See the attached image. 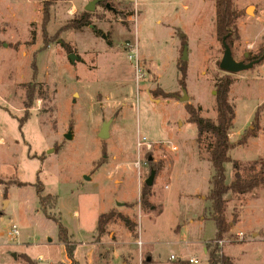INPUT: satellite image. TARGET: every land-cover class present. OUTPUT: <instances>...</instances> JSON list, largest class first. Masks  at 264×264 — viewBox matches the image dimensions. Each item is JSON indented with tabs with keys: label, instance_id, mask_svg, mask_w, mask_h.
<instances>
[{
	"label": "rangeland",
	"instance_id": "rangeland-1",
	"mask_svg": "<svg viewBox=\"0 0 264 264\" xmlns=\"http://www.w3.org/2000/svg\"><path fill=\"white\" fill-rule=\"evenodd\" d=\"M27 1L0 0V264H72L57 223L42 211L37 179L42 194L57 198L50 213L75 244L74 264H188L190 250L206 264L204 242L216 232L207 219L211 139H197L185 105L199 107L203 117L216 115L214 82L228 72L219 67L224 49L215 35V0H97L90 24L59 33L92 0H57L45 31L41 0L35 10ZM232 5L241 11L233 58L257 59L264 0ZM182 38L184 88L178 83ZM229 74L235 112L229 139L254 131L229 151L245 176L264 171V62ZM30 82L35 100L20 127ZM152 170V206L143 208L138 199ZM233 174L225 163L227 184ZM225 198L233 235L220 242L222 252L233 264H264V185ZM111 209L128 216L134 230L115 219L98 234V216ZM11 224L17 237L6 234Z\"/></svg>",
	"mask_w": 264,
	"mask_h": 264
},
{
	"label": "trees",
	"instance_id": "trees-1",
	"mask_svg": "<svg viewBox=\"0 0 264 264\" xmlns=\"http://www.w3.org/2000/svg\"><path fill=\"white\" fill-rule=\"evenodd\" d=\"M57 0H41V25L42 30L45 31L46 24L49 22L51 16V6L55 4ZM91 13L83 11L79 16L69 19L64 25L58 28L57 33L67 29H80L83 26L90 24ZM241 11L235 10L232 5V0H215V20L214 28L216 38L220 41L222 47V41L225 40L226 44L232 51L233 43L239 38L238 28L236 20L240 17ZM49 39H45V46L48 44ZM182 48L185 45V39H181ZM256 58L259 59V64L264 62V44H260ZM33 67V76L36 72L35 64ZM180 77L178 83L184 88L185 78L187 76V66L184 60H180L178 64ZM233 83V79L229 73H225L223 76L217 77L214 82V105L216 115L214 118L203 117L200 115V108L193 104H186L185 110L188 114V122L196 125L197 139L200 140L204 136H208L211 141L207 145L208 159L213 169V174L210 177V190L207 195V199L210 201L209 212L207 219L214 222L216 232L215 236L209 239L206 244L207 260L206 264H233L229 256L222 252L220 242L225 238H231L232 233L229 230L232 226V222L227 221L225 216L227 200L225 195L228 192L236 194H245L251 192L253 189L264 185V171L259 169L256 172L249 173L245 176L240 174V166L237 160L230 157L229 151L237 146H242L246 143L250 136L254 135L252 128L246 129V132L236 141H230L229 130L233 125V119L235 112L232 104L229 102L230 86ZM36 83L30 82L26 84L25 100L23 101V107L26 110L24 115L19 118V126L28 119L29 110L35 100V88ZM161 95L169 98H176V92L171 94L159 91ZM40 96V94L38 95ZM260 108V107H259ZM259 108L254 113V120L257 121ZM231 162L234 169L233 180L227 184L225 176V163ZM3 181L0 177V184ZM16 184V183H13ZM18 186H24V183L17 182ZM36 192L38 193V201L42 206V211L47 217L53 219L58 226V241L61 242L67 251V256L74 264V248L75 244L72 243L67 236V228H65L58 216L51 215L50 211L56 208L57 198L49 194H42V183L37 179L35 183ZM150 187L145 183L140 191L138 203L143 208H149L152 206L149 198L151 196ZM5 195V192H4ZM115 219L121 220L124 225L133 231L136 224L121 212L116 210H108L98 216L96 230L98 234L105 232L106 225ZM25 258V257H24ZM27 258V257H26ZM29 260V259H26ZM34 264V263H32Z\"/></svg>",
	"mask_w": 264,
	"mask_h": 264
},
{
	"label": "water",
	"instance_id": "water-1",
	"mask_svg": "<svg viewBox=\"0 0 264 264\" xmlns=\"http://www.w3.org/2000/svg\"><path fill=\"white\" fill-rule=\"evenodd\" d=\"M95 2H97V0H92L91 2L88 3V5H86L85 10L86 11H91L94 8V4ZM223 44V55L222 58L219 62V67L228 73H232V72H238L244 69H249L251 68L254 64L259 62V59H254L251 60L249 62H244V61H236L233 58L232 55V51L230 49V47L226 44L225 40L223 39L222 41ZM186 50L187 48L184 46L183 47V55H182V60H186L187 56H186ZM247 56V54H246ZM69 59L71 61L74 60V55L73 54H69L68 55ZM187 99V95L186 93L183 94L181 100H186ZM109 124L110 121H106L103 123L101 130L99 132V136L104 138L108 136V128H109ZM65 138L69 139L71 137L70 132H67L65 135ZM153 175H154V171L152 170L148 176V178L145 180V184L147 186H151L152 184V179H153Z\"/></svg>",
	"mask_w": 264,
	"mask_h": 264
},
{
	"label": "built area",
	"instance_id": "built-area-1",
	"mask_svg": "<svg viewBox=\"0 0 264 264\" xmlns=\"http://www.w3.org/2000/svg\"><path fill=\"white\" fill-rule=\"evenodd\" d=\"M146 146H150V145L146 143ZM6 234L9 238H14L18 236L19 230L15 224H11V226L7 229ZM171 258H174V256H171ZM187 262L190 264H202L197 260L196 257L188 258Z\"/></svg>",
	"mask_w": 264,
	"mask_h": 264
},
{
	"label": "crops",
	"instance_id": "crops-1",
	"mask_svg": "<svg viewBox=\"0 0 264 264\" xmlns=\"http://www.w3.org/2000/svg\"><path fill=\"white\" fill-rule=\"evenodd\" d=\"M40 0H28L27 2H28V4H29V7H31L32 6V8L35 10V7L36 6H34L35 4H37L38 2H39ZM5 7H6V9L8 8L9 10L10 9H12L13 8V6L11 5V4H8V3H6L5 4ZM11 11V10H10ZM34 13H32L31 15H30V18H33L34 17V15H33ZM34 19V18H33ZM28 21H30V20H28ZM234 194H236V193H234ZM200 221V223L202 222V220H199ZM204 243H206V242H204ZM141 244V243H140ZM139 244V245H140ZM185 245H188L189 243L188 242H185L184 243ZM142 247H143V245H140V249H142ZM205 251H206V248H205V246H204V253H205ZM224 251V250H223ZM188 254H189V258L190 257H194V255L192 254V252H191V250H190V252H187ZM225 253V252H224ZM171 256H173V255H171ZM227 256H230V255H227ZM232 257V256H231ZM148 260L150 259L149 257L147 258ZM181 260V259H180ZM188 260V259H187ZM181 261H184V260H181ZM188 264H190V263H188Z\"/></svg>",
	"mask_w": 264,
	"mask_h": 264
},
{
	"label": "flooded vegetation",
	"instance_id": "flooded-vegetation-1",
	"mask_svg": "<svg viewBox=\"0 0 264 264\" xmlns=\"http://www.w3.org/2000/svg\"><path fill=\"white\" fill-rule=\"evenodd\" d=\"M252 60V59H251ZM251 60H248L247 62L251 61ZM245 62V61H244Z\"/></svg>",
	"mask_w": 264,
	"mask_h": 264
},
{
	"label": "bare ground",
	"instance_id": "bare-ground-1",
	"mask_svg": "<svg viewBox=\"0 0 264 264\" xmlns=\"http://www.w3.org/2000/svg\"><path fill=\"white\" fill-rule=\"evenodd\" d=\"M250 10V8H248V11Z\"/></svg>",
	"mask_w": 264,
	"mask_h": 264
}]
</instances>
